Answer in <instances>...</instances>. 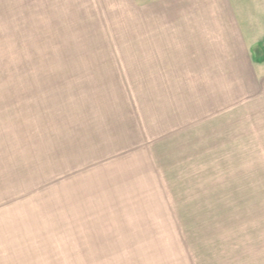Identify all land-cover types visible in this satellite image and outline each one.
Returning a JSON list of instances; mask_svg holds the SVG:
<instances>
[{"label":"rangeland","instance_id":"1","mask_svg":"<svg viewBox=\"0 0 264 264\" xmlns=\"http://www.w3.org/2000/svg\"><path fill=\"white\" fill-rule=\"evenodd\" d=\"M162 1L0 0V264H264V0L217 90L151 74Z\"/></svg>","mask_w":264,"mask_h":264},{"label":"crops","instance_id":"2","mask_svg":"<svg viewBox=\"0 0 264 264\" xmlns=\"http://www.w3.org/2000/svg\"><path fill=\"white\" fill-rule=\"evenodd\" d=\"M150 10L148 25L152 37L157 38H152L151 45L153 41L158 45L157 52L153 46L145 51L144 59L151 74L165 75L167 80L165 82L162 77V83L169 82L168 75L178 73L185 83L198 82V89L217 90L218 79L213 83V75L252 72L248 65V49L240 38L239 23L223 0L177 3L165 0L152 2ZM250 81L254 88L253 80ZM214 104L218 106V102Z\"/></svg>","mask_w":264,"mask_h":264}]
</instances>
